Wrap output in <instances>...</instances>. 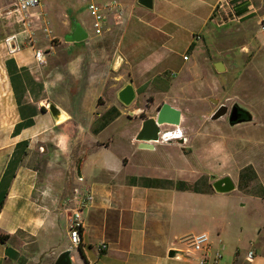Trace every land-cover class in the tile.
Returning a JSON list of instances; mask_svg holds the SVG:
<instances>
[{"label":"crops","instance_id":"crops-1","mask_svg":"<svg viewBox=\"0 0 264 264\" xmlns=\"http://www.w3.org/2000/svg\"><path fill=\"white\" fill-rule=\"evenodd\" d=\"M111 1L123 10L121 18L110 15L104 31L112 30V25L123 30L116 49L110 50L106 40L86 42L88 38L84 52L64 46L56 59V48L75 42L44 34L50 16L46 2L42 0L41 6L26 16L17 8L16 0L11 8L7 0H0V199L6 196L0 234L9 236L5 242L0 241V264H54L60 254L70 250L69 210L78 207L86 191L92 192L94 202L84 211L81 244L72 250L75 264H264V228L255 235L225 230L213 235L207 226L180 233L175 213L180 207L178 192L193 188L185 182L173 184L164 178H145L123 170L129 159L116 150L120 138L105 136L124 116L118 92L128 81L134 84L136 76V90L141 95L158 94L169 90L165 87L171 84L167 79L172 78L167 77L171 71L164 65L168 53L160 55L162 45L153 49L141 42L139 52L128 50L134 12L127 14L120 1ZM221 1L154 0V9L150 10L153 19L147 26L176 42L175 32L186 30L190 22L198 30L217 25L216 9ZM233 2L242 19L230 24L256 18L258 31L264 35L259 27L264 19V0ZM68 29L64 38L71 22ZM196 29L179 39V44H187L182 55L184 70L191 60L190 56L184 60L185 54L192 44L197 46L196 38L200 37ZM12 38L17 40L15 51L8 43ZM38 50L45 53L44 64L36 59ZM73 54H88L92 68L86 83L80 82L79 72L70 65L68 70L64 68ZM118 56L122 64L119 71H114ZM125 65L130 72H123ZM154 79L162 84L154 85ZM97 85L100 91L95 89ZM50 102L64 111L65 120L55 122L48 111ZM110 110L120 115L101 129L103 116ZM136 132L126 141L133 153L142 150L137 146ZM75 180L84 185L82 193L73 196L69 185ZM208 186L209 192H216L213 184ZM196 189L206 191L200 185ZM201 233L208 234L209 249L195 252L190 239ZM102 244L107 248L101 249ZM250 252L255 254L252 262L248 260ZM217 253L222 257L215 263ZM206 255L207 262L202 263Z\"/></svg>","mask_w":264,"mask_h":264},{"label":"rangeland","instance_id":"rangeland-1","mask_svg":"<svg viewBox=\"0 0 264 264\" xmlns=\"http://www.w3.org/2000/svg\"><path fill=\"white\" fill-rule=\"evenodd\" d=\"M7 1L8 8H11L14 0ZM44 1L50 14L47 19L49 32H52H44L46 36H56L57 40L64 39L70 26L71 10L89 32L86 42L102 39L106 40L110 50L116 49L123 30H118L111 24L112 30L94 38L93 19L86 0ZM97 1L103 3L111 0ZM118 1L127 8V14L134 12L130 17L128 50L139 52L141 47L138 45L142 42L153 49L162 45L160 55L168 53L164 65L170 68L171 72H167L170 76L167 77L172 78L171 84L168 91L155 93L153 98L155 100L157 97V100L153 107L160 103H169L180 109L186 116L180 128L187 137L183 143L158 142L154 150L142 149L133 153V149L127 147L126 141L138 130L139 122L133 123L126 117L120 118L105 132V136L115 135L120 138L116 150L129 159L123 170L145 178H164L170 180V183L185 182L193 188L178 192L180 207H177L175 213L180 233L190 229L197 231L207 226L213 235L223 230L235 234H257L259 229L264 228V35L258 31V19L219 27L211 24L208 29L202 30L196 29L190 22L186 30L175 32L174 42L163 33L149 29L147 25L153 19V11L141 7L138 0ZM192 29H196L200 38L196 40L197 46L185 54L191 60L188 63L189 68L184 70L182 55L187 51V44H179V39H184ZM18 42L22 44L20 38ZM86 42L72 46L62 44V47L55 49L53 57L57 59L64 46L68 50L75 48L84 52L82 48ZM87 55L73 54L71 64L63 65L67 70L70 65L73 71L79 72V80L83 83L87 82L92 68ZM217 62L224 63L225 71H217ZM161 64L163 65V61ZM123 72H130L127 65L123 67ZM135 77L136 89L139 82ZM120 81L122 84V75ZM107 95L114 97L113 92L107 91ZM211 98L218 99L219 103H213ZM236 102L251 108L258 116V123L232 129L227 116L217 121L211 120V115L220 105L231 108ZM154 113V109L149 112L150 115ZM249 165L253 166L257 177L252 181L245 180L246 188L239 189L240 171ZM226 176L231 177L236 184L234 191L224 194L213 190L209 192V183L212 185ZM41 178H44V172ZM83 185L81 181L75 180L69 185V191L73 196L82 193ZM199 185L206 191H198L196 188ZM69 213L72 211L69 210Z\"/></svg>","mask_w":264,"mask_h":264},{"label":"water","instance_id":"water-1","mask_svg":"<svg viewBox=\"0 0 264 264\" xmlns=\"http://www.w3.org/2000/svg\"><path fill=\"white\" fill-rule=\"evenodd\" d=\"M138 4L148 10L154 9V0H138ZM69 19L71 22V29L69 34L65 36V41L75 43L86 41L89 38V33L83 24L78 18L72 15H69ZM8 43L12 51L18 49L17 40L15 38L10 39ZM121 64L122 57L118 56L113 67L114 71H119ZM215 67L218 72H223L226 69L223 62H217ZM136 95L137 93L133 81L130 80L118 92L117 96L119 101L124 106L128 107L135 101ZM211 101L215 104L219 103V100L215 98H211ZM146 109L147 103H143L129 111L128 115L131 117L138 116L144 113ZM48 111L51 113L56 123H60L67 118L64 111H62L54 102L48 104ZM226 116L228 117V124L232 129L244 125L256 124L259 121L257 114L251 108L246 107L239 102L234 103L231 108L224 104L220 105L211 115V120L217 121ZM185 119L186 116L180 109L169 103L162 104L158 110L156 118H148L143 121L142 127L136 136V141L140 142L139 148L144 150H154L155 143H158L160 140V131L169 126L182 127ZM179 142L183 143L184 140H180ZM78 177L81 179L83 178L80 169ZM213 189L221 194L230 193L236 189V184L231 177L226 176L216 180L213 183ZM54 264H75L72 250H67L60 254Z\"/></svg>","mask_w":264,"mask_h":264},{"label":"built area","instance_id":"built-area-1","mask_svg":"<svg viewBox=\"0 0 264 264\" xmlns=\"http://www.w3.org/2000/svg\"><path fill=\"white\" fill-rule=\"evenodd\" d=\"M89 4V12L93 19V28L96 35H101L104 33L105 29L109 24V17L111 14L114 17L121 18L123 15V10L120 9V5L116 1H105L103 3L98 2L97 0H86ZM247 0H238L239 3H242ZM42 0H16V6L19 10H21L24 14H28V12L32 9H37L41 6ZM236 2L233 0H222L217 6L216 18L217 25L223 26L225 24H230L233 22H239L242 19V16L236 13L235 6ZM261 32L264 33V19L260 22ZM45 32H49V28L45 27ZM51 32H49L50 34ZM200 37L197 36L196 39ZM45 53L42 50H38L36 52V59L40 64L45 63ZM187 56L184 57V60H188ZM180 140H187V137L180 127H175L172 129H167L161 132L159 142L169 143V142H178ZM82 181V179L80 178ZM78 190L75 191L77 193ZM94 202V196L91 191H86L83 193L82 198L80 199L78 207L72 210L70 219H69V234L71 239V247L70 250L79 247L82 241V233L84 227V211ZM209 241L210 238L208 234L201 233L191 237L190 244L195 252L200 251H208L209 249ZM107 246L105 244L101 245V249H106ZM222 257L220 253H217L215 263ZM255 258L254 252H250L248 255V260L253 261ZM208 259V255H206V259L202 260V263H206Z\"/></svg>","mask_w":264,"mask_h":264},{"label":"flooded vegetation","instance_id":"flooded-vegetation-1","mask_svg":"<svg viewBox=\"0 0 264 264\" xmlns=\"http://www.w3.org/2000/svg\"><path fill=\"white\" fill-rule=\"evenodd\" d=\"M164 80H165V79H164ZM159 84L161 85L162 83L159 81V82H157V85L159 86ZM135 90H136V89H135ZM136 93H137V95H136V99H135V101H134L130 106H128V107L124 106V105L119 101L118 97H117V99H118V101L120 102L121 106L123 107V111H124V116H123V117H126L127 119H129V121H132L133 123H134V122H139V129H138V131L136 132V136H137L138 133H139V131H140V129H141V127H142V123H143V121L146 120V119H148V118H153V117L156 118L157 113H158V110L160 109V107H161L162 104H164V103H162V104H161V103H160V104H157L155 107H153L155 100H157V97L155 98V100H154V98H153V96H155V94H154V95H150V96H145V95H141V93H140L138 90H136ZM143 103H147V109H146V111H145L144 113H142V114H140V115H138V116H134V117H131V116L128 115V112H129V111L135 109V107H138L139 105H141V104H143ZM152 109L155 110V113L152 114V115H150L149 112H150V110H152ZM172 127H173V126H169V127H167V128L162 129V130L160 131V134H159V135H161V132H162V131H165V130H167V129H172ZM155 144H157V143H155ZM137 146H138V147L140 146V142H138V141H137ZM41 150H42V148H41Z\"/></svg>","mask_w":264,"mask_h":264},{"label":"trees","instance_id":"trees-1","mask_svg":"<svg viewBox=\"0 0 264 264\" xmlns=\"http://www.w3.org/2000/svg\"><path fill=\"white\" fill-rule=\"evenodd\" d=\"M195 48V44H192L190 47H189V51L193 50ZM189 58V56H187ZM168 75V74H167ZM160 79H154L153 80V84L154 85H157V82H159ZM167 81L169 82L170 79H167ZM169 86L170 84L167 85V87H165V90H168L169 89ZM120 115V113L117 111V110H110L109 112H107L104 116H103V119H104V123H103V126L101 129H104L111 121H113L115 118H117L118 116ZM257 177V174L253 168L252 165H249L247 166L246 168L242 169L240 171V174H239V178H240V181H239V185H238V188L239 189H243V188H246L244 187L245 186V180H249V181H252V180H255V178ZM181 184L185 185L184 182H180ZM179 183V184H180ZM5 201H6V196L2 197L0 199V213L1 211L3 210V207L5 205ZM9 238L8 235H1L0 234V241L1 242H5L7 239Z\"/></svg>","mask_w":264,"mask_h":264}]
</instances>
